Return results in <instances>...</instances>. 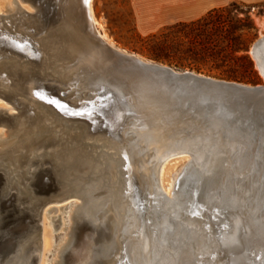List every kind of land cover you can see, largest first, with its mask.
<instances>
[{
  "label": "bare ground",
  "instance_id": "obj_1",
  "mask_svg": "<svg viewBox=\"0 0 264 264\" xmlns=\"http://www.w3.org/2000/svg\"><path fill=\"white\" fill-rule=\"evenodd\" d=\"M22 1L29 7L22 6ZM45 1L0 0L3 30L0 45L26 58L42 61L36 51L17 40L31 36L28 32L31 28L38 36L43 35L48 23L44 22ZM52 3L56 26L37 41L51 47V58L44 59L50 69H60L47 70L48 73L62 79L68 97L80 103L104 90V83H94L93 77H89L87 71L92 69L93 60L85 53L73 51L72 37L87 28L93 29L107 44L123 49L105 33L95 16L93 0H52ZM261 52H264V37L252 50L257 64L264 66ZM8 56H11L9 52ZM15 60L0 63V72ZM21 62L23 58L18 55L17 65L8 69L14 74L13 83L0 77L12 88L10 92L0 90L3 102L0 109L14 111V93L45 101L50 98L49 91L45 90L46 81L34 80L29 73H24L19 67ZM113 100V104L107 101V106L100 109L106 116L103 123L110 128L108 135L114 138L113 132L120 126L123 115L135 111L136 118L130 126L135 140L130 144L125 142L126 138L115 140L110 150L123 158L122 166H117L112 155L103 156V166L87 204L67 197L44 206L39 216V246L32 251L38 259L36 264H45L52 242L45 229V215L69 205L73 209L66 217L71 228L66 235L71 236V242L69 238V245L65 247L66 242L59 249L60 261L55 260L54 264H94V260L97 264H264V148L247 151L244 145L214 140L193 128H189L192 132L183 130L186 124L171 123L167 112L154 99L145 97L138 108H135L137 100L134 107V99L125 94L115 95ZM70 112L78 115L82 110ZM97 126L86 124L78 129L65 125L58 130L63 137L61 141L68 140L67 144L73 145L77 134L84 138L93 136ZM5 138V131L0 129V145ZM91 143L102 145L103 139ZM179 157L184 158V165L173 174L172 182H165L166 165L162 167L163 164ZM24 167L28 168L27 164ZM34 179L35 176L28 175L27 186ZM62 202L67 203L52 205ZM41 204L31 202L34 209ZM86 220L94 235L77 244V233L87 234L81 229ZM226 222L227 228H216ZM97 234L102 240L95 239ZM81 244L86 250L83 253L75 247Z\"/></svg>",
  "mask_w": 264,
  "mask_h": 264
},
{
  "label": "water",
  "instance_id": "obj_2",
  "mask_svg": "<svg viewBox=\"0 0 264 264\" xmlns=\"http://www.w3.org/2000/svg\"><path fill=\"white\" fill-rule=\"evenodd\" d=\"M44 3V22L48 23L43 35L38 36L31 28L28 31L31 36L17 40L36 51L42 61L26 58L12 48L0 45V63L17 59L13 62L17 65L18 55L21 56L23 62L19 67L34 80L46 81L45 90L50 93L48 101L14 93V111L0 109V129L6 133L0 145V264L4 261L5 264H36L38 259L33 252L39 246V216L44 206L67 197L87 204L105 154L115 157L119 168L122 166L123 158L110 149L116 144L115 140L119 142L126 138L128 144L135 140L130 126L136 113L124 114L120 126L113 132L115 139L110 137V128L103 123L106 116L100 109L107 106V101L113 104L115 95H128L134 99V107L136 99L135 108L142 106L145 97L156 100L158 106L167 112L166 117L171 123L179 121L186 124L183 130L192 132L189 128H193L211 139L244 145L247 151L264 148V85L248 86L191 71H179L112 47L93 29L87 28L84 33L74 35L71 43L76 54L81 52L92 58L93 67L87 72L94 83H104V90L83 102L72 101L61 84L63 80L47 71L60 70L50 69L44 60L51 58V47L48 43L38 42L46 31L56 26L57 21L52 0ZM2 32L0 28V36ZM10 35L13 36L12 33ZM261 54L264 62V52ZM252 56L256 61L253 53ZM257 66L264 76V66ZM10 67L3 68L0 77L13 83L14 74L8 71ZM0 90L10 92L12 88L0 80ZM80 110L82 112L78 115L70 112ZM111 111L113 116L112 107ZM86 124L99 125L93 136L84 138L77 134L73 145L67 144V138L66 142L61 141L59 126L82 129ZM102 139V145L91 143ZM26 164L28 168L24 167ZM28 175L35 176L30 187L26 184ZM38 201L42 202L41 206L32 208L31 202ZM88 223L84 221L81 228L87 234L83 231L77 233V244L94 235L95 231ZM228 224L226 222L216 228L222 230ZM96 238L101 239L102 236L97 234ZM94 264H97L95 260Z\"/></svg>",
  "mask_w": 264,
  "mask_h": 264
},
{
  "label": "rangeland",
  "instance_id": "obj_3",
  "mask_svg": "<svg viewBox=\"0 0 264 264\" xmlns=\"http://www.w3.org/2000/svg\"><path fill=\"white\" fill-rule=\"evenodd\" d=\"M22 6L29 7V4L22 1ZM93 8L96 18L103 25L108 37L127 52L179 71H191L248 86L264 85V76L252 56L253 45L264 37V2L257 5L233 2L217 9L204 22L203 37L199 39L196 38L199 32H194V28L190 27L193 21L165 26L148 35L142 34L136 26L130 0H93ZM217 24L220 26L219 32H216ZM251 25L253 28L249 29ZM228 33H232L233 37L242 35L248 40L247 55L252 62L251 68L247 63L243 66L242 62L218 61V57L221 59L224 55L219 52L227 45L224 37ZM0 103L3 102L0 101ZM170 159L162 166L166 165L165 182L167 183L172 182L173 174L184 165L182 161L184 158ZM66 203L52 205L59 206ZM72 209L73 206L69 205L67 208H59L57 212L53 211L45 215V229L52 239L45 264H52L55 260L60 261V257H57L59 249L71 240V236L66 235L71 229L67 225L66 217ZM70 242L64 246H68ZM75 247H78L82 253L86 251L82 244Z\"/></svg>",
  "mask_w": 264,
  "mask_h": 264
},
{
  "label": "crops",
  "instance_id": "obj_4",
  "mask_svg": "<svg viewBox=\"0 0 264 264\" xmlns=\"http://www.w3.org/2000/svg\"><path fill=\"white\" fill-rule=\"evenodd\" d=\"M233 2L257 5L264 0H130L136 26L145 35L165 26L198 20Z\"/></svg>",
  "mask_w": 264,
  "mask_h": 264
},
{
  "label": "trees",
  "instance_id": "obj_5",
  "mask_svg": "<svg viewBox=\"0 0 264 264\" xmlns=\"http://www.w3.org/2000/svg\"><path fill=\"white\" fill-rule=\"evenodd\" d=\"M219 9V8H218ZM217 9L210 11L207 13L204 17L195 20L191 23L190 27H193L194 32L197 31L199 34H196V38L203 37L205 27L204 22L211 17L212 13H214ZM191 22V21H190ZM219 24L216 25V32H219ZM252 25L249 26V29H252ZM232 33H228L226 37H224L225 41H227V45L225 48H221V52L224 53V55L221 56V59L218 57V61H221L223 63L226 62H242L243 66L247 63V65L251 68L252 62L249 59V56L247 55L249 48H247L248 40L244 38L242 35L233 37L231 36ZM243 39V40H242ZM242 40V41H241ZM241 41V42H240ZM219 49V48H217ZM219 56V54H218Z\"/></svg>",
  "mask_w": 264,
  "mask_h": 264
}]
</instances>
